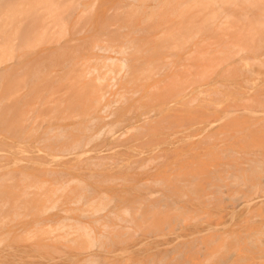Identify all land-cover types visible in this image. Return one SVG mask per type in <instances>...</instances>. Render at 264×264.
<instances>
[{"label": "bare ground", "instance_id": "bare-ground-1", "mask_svg": "<svg viewBox=\"0 0 264 264\" xmlns=\"http://www.w3.org/2000/svg\"><path fill=\"white\" fill-rule=\"evenodd\" d=\"M0 4V60L14 62L0 71V145L27 153L0 170L1 246L10 235L8 221L26 210L48 221L39 229L40 242L46 239L42 246L56 250L60 241L85 253L74 264H129L130 250L114 246L146 228L158 234L152 223L162 222V209L179 210L172 195L187 201L179 222L196 220L195 200L203 197L207 205L227 200L226 184H220L226 178L247 188L243 198L228 196L234 208L247 206L257 215L263 209L264 83L225 104L200 96L221 95L228 77L252 83L254 78L240 74L242 61L247 71L264 66V0ZM123 125L125 130L113 132ZM50 156L55 162L49 163ZM219 158L233 159L234 165L226 162L220 175L217 167L213 173L200 165ZM10 178L18 180L8 184ZM146 185L167 194L156 200L127 197L131 186L140 191ZM109 186H117V212L107 208L113 201ZM87 193L90 198L82 202ZM81 202L85 207H77ZM53 210L58 213L48 215ZM76 210L81 216H72ZM259 229L251 236L264 237V223ZM38 232L21 238L38 240ZM203 235L177 241L165 252L172 255L167 264H209L210 255L190 260ZM241 235L216 227L211 240L216 244L207 242L205 253L238 252ZM229 237L234 247L217 244ZM15 256L23 258L17 247L8 252L2 247L0 264Z\"/></svg>", "mask_w": 264, "mask_h": 264}, {"label": "crops", "instance_id": "crops-1", "mask_svg": "<svg viewBox=\"0 0 264 264\" xmlns=\"http://www.w3.org/2000/svg\"><path fill=\"white\" fill-rule=\"evenodd\" d=\"M233 161V159L222 158H219L215 161L203 159L200 165L206 167L208 170L213 171V173L215 171L214 167H217L219 171L216 170L215 175H220L223 172L222 167L227 166V163H229L230 165H234V163H232ZM242 165L245 164H241V166ZM217 172L219 174H217ZM208 176H211V174ZM116 179L112 182L113 184H117ZM233 181L234 180L232 178H226L223 181H220V184H226V186L222 188L224 189V192L227 193V195H223L225 196V198L227 197L226 201L220 204H218L216 201H212L207 205L203 200V197H200V201L195 200L193 202L192 209L193 214L195 215V217H197L196 220L187 221L185 220V218H183V221L181 223L179 222L178 218L186 216L185 205L187 201L186 198L181 200L180 197L172 195L171 197L173 199L178 198V205H180L179 210L176 211V209L166 207L162 209V222L159 221L158 224H156V222L152 223L153 229H160V232L158 234H152L150 233L151 231L146 228L140 232L138 231V234L128 239V241L121 242L113 248L119 249L120 251L123 249L130 250V252L126 253L125 255L131 256V264H145L150 257H152L153 259L151 264H167V258L172 255H168L165 252L170 247L175 245L177 241H181L180 239L182 237L186 238V236L190 235L191 233H204L205 235H203V237L205 239H203V243L202 241L196 243V246L199 247V253L196 254L194 259L191 258L190 260H193L195 262H202L207 255H210L211 258L209 259V264H264V237L260 236L256 238L254 236H251L252 234H250L251 232H253L252 230H260L259 228L264 223V207L263 209H260L258 215L257 213H249V211H247V206H238L234 208V204L232 200H228V196L243 198V194L247 192V188L245 186L242 187L238 185H235V187L232 183ZM50 182H52V179H50ZM174 183H177V187L180 188L181 184L178 181L174 180ZM104 184L106 183L102 182L99 186L102 185L103 187L105 186ZM227 188L229 189V191L227 190ZM234 189L237 190V195L235 194ZM107 191L108 193H110V199L108 200L113 199V201L111 200L112 203L108 201L109 206L107 208H109L110 206L114 207V211L117 212V198H119V196L117 195V186H109L107 188ZM159 194H167V192L163 191V189L161 190V188L157 185H146L144 188L142 187L140 191H133L131 186L130 193L128 194L129 196L127 195V197L131 200H141L142 197H145L146 199H148L149 197L151 200H156ZM261 195L262 196L260 197H264V193H262ZM84 197L85 199L82 202H85L87 200V197L90 198L88 193L84 195ZM82 202L77 207H85L84 203ZM54 211L58 213L56 210H53L50 211L48 215H55V213H53ZM79 213L80 211L78 210L73 211L72 216H81L79 215ZM103 213L105 214L106 212L104 211ZM110 218L113 219V222H109V224L115 225V223H117V220L114 219L115 217L110 215L109 219ZM173 218L178 219V221L167 223ZM40 219L42 218L37 217V215H34V213L24 210L23 212H21V216L18 220L8 221V226L6 227V229L10 231V235H8V243L9 245H12V247H17L19 251H21L23 260L27 261V257L32 256L36 260H49L51 262L56 261V263L54 264H72V261H74V264L76 263V261L83 259L85 253L78 252L79 249H76L75 247H70L68 245L65 247L63 245V242L60 241L56 246V250H50L42 246L41 244L46 239L40 242V238L43 237L40 231L42 229H46L45 224L48 221L44 220L40 222ZM37 221H39L40 223H37ZM166 226L167 229H165ZM216 227H220L223 231H239L242 234L240 238L241 249L238 252L235 251L234 248H229L226 252L222 251L221 249L220 252H218L217 255L214 256V252L211 251L209 254H206L205 251L207 249V242L210 241L208 245L209 247L212 244H214V246L216 244L212 243L213 241H211L214 237L212 235L214 234ZM27 231H32L33 234L36 231H39L37 233V236L39 237L38 240L37 237L33 239H31V237L29 239L23 240L21 236L23 237V235ZM16 235H19L18 242L14 241ZM149 235L151 237H149ZM50 236L53 237L52 235ZM149 239L151 240L149 241ZM37 243L39 245H37ZM228 243L229 247H234V241L232 237L221 239L217 244L220 246L226 244L228 246ZM142 244L143 246H141ZM93 250L97 253L100 252L98 248L93 247ZM61 251L65 252V255H63ZM120 257L121 256H117V258Z\"/></svg>", "mask_w": 264, "mask_h": 264}, {"label": "rangeland", "instance_id": "rangeland-1", "mask_svg": "<svg viewBox=\"0 0 264 264\" xmlns=\"http://www.w3.org/2000/svg\"><path fill=\"white\" fill-rule=\"evenodd\" d=\"M0 6H1V4H0ZM61 45H66V44L63 43ZM262 50H264V48ZM46 53H47V51H45V50L42 52V54H46ZM245 54H247V52L244 53L243 55H245ZM263 57H264V55H263ZM244 63H245V61H242L241 63H239V65L241 67V73L240 74L243 73L244 77H247V78L248 77L251 79L254 78L255 80L253 79L252 83L244 84V82L239 77H228L225 79L226 81L224 82L225 88L226 87L227 88H226V90H224V88L222 87L223 88L222 90L224 92L221 95L206 96V95L201 94L200 99L205 100L208 98L211 101H216V102H218V100H219L221 103L225 104L229 100H241V98L243 99L244 97H247L249 94H251L253 88L259 86L261 83H264V66L259 67V66L255 65V66H252L253 69L247 71L245 69L246 64H244ZM12 64H14L13 61L11 63L10 62L5 63L3 60H0V71H5ZM239 92H241V93H239ZM19 99H20V97L13 96L12 101H14L16 103L19 101ZM0 107H3V103H1V102H0ZM118 127H119V129H117V127H115L116 130L114 128L113 132L125 130V128H124L125 125H123L121 127L118 126ZM164 146L166 147V145H164ZM33 152H34V154L38 153V151H33ZM26 154H27L26 152L20 151L17 148L16 149H14V148L13 149H9V148L5 149V148H3L2 145H0V170L1 171L5 170L4 168H7V167H5V165L10 166L11 165L10 162L17 160ZM50 161L55 162L54 158L51 156L49 157V163H50ZM148 167H151V166L148 165ZM17 180L18 179H11L10 178L8 180V184H15V182ZM2 230L3 229H1V231ZM2 247H3L4 251H6V252L10 251L13 248L12 245H9L8 238H7L6 245H5V243L2 246L0 245V257L2 256ZM21 258L22 257L15 256V258H12L9 263L8 262H6V263L7 264H39V260H36L32 256H28L27 261H25V260H23V258L22 259ZM42 262H43V264L56 263V261L51 262L49 260H47V261L42 260Z\"/></svg>", "mask_w": 264, "mask_h": 264}]
</instances>
